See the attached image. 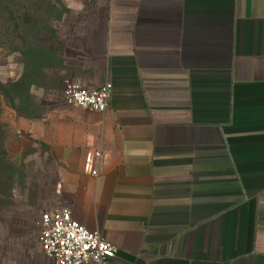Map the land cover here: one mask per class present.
Wrapping results in <instances>:
<instances>
[{
    "label": "crops",
    "instance_id": "1",
    "mask_svg": "<svg viewBox=\"0 0 264 264\" xmlns=\"http://www.w3.org/2000/svg\"><path fill=\"white\" fill-rule=\"evenodd\" d=\"M95 7L44 71L62 85L43 117L8 113V159L49 157L39 207L97 230L109 264H264V0ZM71 80L110 81L108 107L66 104Z\"/></svg>",
    "mask_w": 264,
    "mask_h": 264
},
{
    "label": "rangeland",
    "instance_id": "2",
    "mask_svg": "<svg viewBox=\"0 0 264 264\" xmlns=\"http://www.w3.org/2000/svg\"><path fill=\"white\" fill-rule=\"evenodd\" d=\"M105 1L13 0V7L19 23L25 16L31 25H41L42 30L35 38L39 44L37 48L42 49L49 59L47 68L55 69L61 66V56L66 54L64 46L74 42L72 32L84 28L87 15L98 11L95 6ZM20 11H24L21 17ZM6 17L0 14V24L7 20ZM28 49L21 35H7L0 29V83L9 90L25 74V86H20L23 99L19 104L21 113L4 102L2 105L0 121L7 125V134L10 132L8 113L41 119L62 85L61 75L44 73L45 69L32 77L29 66L26 67ZM32 86L35 95L30 94ZM12 165V186L5 198L7 204L0 208V264H54L40 251L36 242L37 220L42 211L39 206L49 198L55 182L46 149L41 144L28 149L19 164Z\"/></svg>",
    "mask_w": 264,
    "mask_h": 264
},
{
    "label": "built area",
    "instance_id": "3",
    "mask_svg": "<svg viewBox=\"0 0 264 264\" xmlns=\"http://www.w3.org/2000/svg\"><path fill=\"white\" fill-rule=\"evenodd\" d=\"M111 87L108 80L97 86L71 80L65 83L62 97L68 105L104 111L109 105ZM94 156L96 161L101 159V148L95 150ZM97 172V168L91 171L93 175ZM36 242L54 264H109L117 251V247L104 240L97 230H90L75 219L69 208L39 213Z\"/></svg>",
    "mask_w": 264,
    "mask_h": 264
},
{
    "label": "trees",
    "instance_id": "4",
    "mask_svg": "<svg viewBox=\"0 0 264 264\" xmlns=\"http://www.w3.org/2000/svg\"><path fill=\"white\" fill-rule=\"evenodd\" d=\"M0 14L3 17L5 14L7 20L0 24V29L4 30V33L7 35L10 34H19L22 36L23 41L29 46L27 52V63L26 67L29 66L32 77L38 74L42 69H46L50 66L49 59H47L46 54L42 49L37 48L36 36L39 31L42 30L40 24L38 26L31 25L28 20L25 19V16L22 21L19 23V19L16 14V10L13 7V0H2L0 4ZM13 8V9H12ZM20 17L24 15V11L19 12ZM34 28V29H33ZM36 43V45L34 44ZM25 74L15 82L13 88L6 90L3 88V85L0 83V119L2 114V105L3 102L8 104L16 112L21 113L20 103H22V92L20 90L25 86ZM33 83V81H29ZM28 82V83H29ZM7 134V125L0 121V208L7 204L5 199L8 195V191L12 186V163L8 160L6 147H5V138Z\"/></svg>",
    "mask_w": 264,
    "mask_h": 264
}]
</instances>
